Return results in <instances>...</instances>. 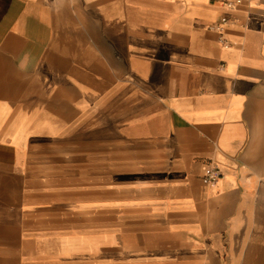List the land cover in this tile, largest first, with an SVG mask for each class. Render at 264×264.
<instances>
[{
    "label": "crops",
    "instance_id": "obj_1",
    "mask_svg": "<svg viewBox=\"0 0 264 264\" xmlns=\"http://www.w3.org/2000/svg\"><path fill=\"white\" fill-rule=\"evenodd\" d=\"M0 264H264V0H0Z\"/></svg>",
    "mask_w": 264,
    "mask_h": 264
},
{
    "label": "built area",
    "instance_id": "obj_2",
    "mask_svg": "<svg viewBox=\"0 0 264 264\" xmlns=\"http://www.w3.org/2000/svg\"><path fill=\"white\" fill-rule=\"evenodd\" d=\"M245 0H223V4L227 10H235L240 4H242ZM230 21V17L227 15L221 16V18L213 22L210 27L214 28L220 33V40L224 46H229L230 41L225 37V25ZM222 172L218 166H211L207 169L206 173L203 176L204 183H214L216 182Z\"/></svg>",
    "mask_w": 264,
    "mask_h": 264
}]
</instances>
